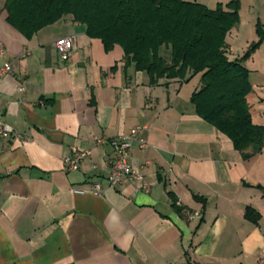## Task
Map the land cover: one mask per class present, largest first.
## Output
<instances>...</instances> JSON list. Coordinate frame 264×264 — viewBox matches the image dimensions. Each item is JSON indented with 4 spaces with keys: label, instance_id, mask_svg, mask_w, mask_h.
I'll use <instances>...</instances> for the list:
<instances>
[{
    "label": "crops",
    "instance_id": "obj_1",
    "mask_svg": "<svg viewBox=\"0 0 264 264\" xmlns=\"http://www.w3.org/2000/svg\"><path fill=\"white\" fill-rule=\"evenodd\" d=\"M182 1L208 9L229 2ZM238 2L239 21L226 36L230 61L257 40L256 23L264 27V0ZM61 38L74 45L65 61L54 48ZM0 44V66L11 67L0 78V120L12 130L0 137V264H257L264 138L259 153L243 158L200 119L190 103L200 75L151 86L120 47L105 51L69 16L25 39L7 24L2 0ZM243 66L251 122L264 127V41ZM135 127L146 146H134L128 164L151 185L109 190L113 153L93 140ZM72 149L90 155L69 172L62 160ZM247 208L256 223L245 219Z\"/></svg>",
    "mask_w": 264,
    "mask_h": 264
},
{
    "label": "trees",
    "instance_id": "obj_2",
    "mask_svg": "<svg viewBox=\"0 0 264 264\" xmlns=\"http://www.w3.org/2000/svg\"><path fill=\"white\" fill-rule=\"evenodd\" d=\"M7 24L25 39L64 17L85 28L105 51L121 48L124 62L147 75L187 82L200 75V88L190 103L196 115L225 136L243 158L261 151L264 127L251 122L246 98L252 92L243 64L264 41V27L255 25L257 40L230 61L226 36L239 21L238 0L214 9L182 0H2ZM169 51V60L161 50ZM250 150V154L244 152ZM244 217L256 223L247 208ZM186 263L192 264L188 257Z\"/></svg>",
    "mask_w": 264,
    "mask_h": 264
},
{
    "label": "built area",
    "instance_id": "obj_3",
    "mask_svg": "<svg viewBox=\"0 0 264 264\" xmlns=\"http://www.w3.org/2000/svg\"><path fill=\"white\" fill-rule=\"evenodd\" d=\"M54 48L63 61L67 60L70 52L74 49L73 40L70 38H61L55 41ZM4 51L0 44V58L3 57ZM11 73L9 64L4 63L0 66V78ZM20 89L19 91H21ZM143 128L135 127L131 129L128 134L122 135L115 139L104 140L102 138H95L93 143L95 146L107 144L112 150V157L107 159L108 175L106 177V188L114 190L124 183H134L140 190H148L150 183L146 182L144 178L136 171L132 170L128 164L129 153L134 146L138 149H143L146 146L145 140L141 137ZM12 133V130L0 120V137H6ZM90 155L88 150L72 149L67 154L62 162L66 171L74 172L80 169L81 163ZM103 191L98 184L91 186V192L100 195ZM264 233V221H263ZM172 264V263H168ZM257 264H264V245L259 250L257 257Z\"/></svg>",
    "mask_w": 264,
    "mask_h": 264
},
{
    "label": "rangeland",
    "instance_id": "obj_4",
    "mask_svg": "<svg viewBox=\"0 0 264 264\" xmlns=\"http://www.w3.org/2000/svg\"><path fill=\"white\" fill-rule=\"evenodd\" d=\"M167 54H169V51L166 49H162L161 50V56L166 60L167 59ZM168 59H169V55H168ZM248 99V98H247Z\"/></svg>",
    "mask_w": 264,
    "mask_h": 264
}]
</instances>
